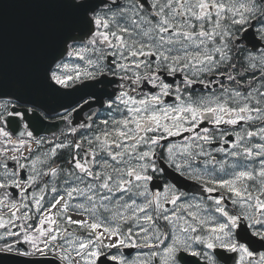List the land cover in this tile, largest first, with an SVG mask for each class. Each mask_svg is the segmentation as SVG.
<instances>
[{
  "label": "flooded vegetation",
  "instance_id": "1",
  "mask_svg": "<svg viewBox=\"0 0 264 264\" xmlns=\"http://www.w3.org/2000/svg\"><path fill=\"white\" fill-rule=\"evenodd\" d=\"M106 1L51 71L73 103L2 109L34 146L0 156V233L95 264H264V0Z\"/></svg>",
  "mask_w": 264,
  "mask_h": 264
},
{
  "label": "water",
  "instance_id": "2",
  "mask_svg": "<svg viewBox=\"0 0 264 264\" xmlns=\"http://www.w3.org/2000/svg\"><path fill=\"white\" fill-rule=\"evenodd\" d=\"M102 3L103 0H0V97H13L49 110L69 104L64 97H54L58 90L50 70L71 41L91 34L94 22L90 12ZM32 119L38 125L47 124L34 114L29 117ZM7 124L20 134L17 121L12 119ZM181 186L190 189L191 184L184 181ZM0 264L61 263L54 256L0 250ZM98 264L120 263L102 256Z\"/></svg>",
  "mask_w": 264,
  "mask_h": 264
},
{
  "label": "rangeland",
  "instance_id": "3",
  "mask_svg": "<svg viewBox=\"0 0 264 264\" xmlns=\"http://www.w3.org/2000/svg\"><path fill=\"white\" fill-rule=\"evenodd\" d=\"M191 147H178V150H174V156H176L177 151L184 152L187 150L191 151ZM7 222V218L0 216V227H4ZM117 233H105L103 235L104 243L112 242L117 239ZM98 247L89 246L81 247L74 246L72 248H53V247H37V250H31L25 254L31 255H56L60 257L62 264H95V258L97 255Z\"/></svg>",
  "mask_w": 264,
  "mask_h": 264
},
{
  "label": "trees",
  "instance_id": "4",
  "mask_svg": "<svg viewBox=\"0 0 264 264\" xmlns=\"http://www.w3.org/2000/svg\"><path fill=\"white\" fill-rule=\"evenodd\" d=\"M15 239L11 237H4L3 239L0 240V244L4 246H13ZM33 246H30L28 249L31 250Z\"/></svg>",
  "mask_w": 264,
  "mask_h": 264
}]
</instances>
